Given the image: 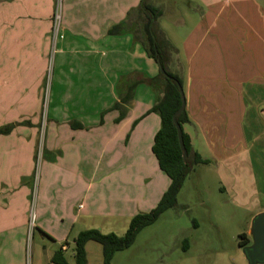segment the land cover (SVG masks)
Instances as JSON below:
<instances>
[{"label": "crops", "instance_id": "0c3cea01", "mask_svg": "<svg viewBox=\"0 0 264 264\" xmlns=\"http://www.w3.org/2000/svg\"><path fill=\"white\" fill-rule=\"evenodd\" d=\"M10 1L0 0V11L4 4L12 6L17 2ZM32 1L33 15L28 27L22 30L16 23L11 30L16 33L15 45L22 50L25 44L28 55L35 60L37 56L42 58L40 51H48L49 20L55 0ZM97 1L63 0L60 37L53 45L54 65L41 143L43 167L37 191L34 194L31 191L32 215L35 221L40 220L39 226L45 216L70 227L82 219L109 217L129 221L157 206L170 183L151 152L160 118L157 114L147 115L161 97L160 91L148 82L158 77L159 67L131 31L109 34L112 27L124 22L127 14L136 8L122 12L120 0H116V8L104 10L106 0H100L103 8L97 14L101 16V24L100 17L89 13L91 21L85 26L87 6ZM200 2L196 10L199 21L181 42L184 63L183 52L160 30L173 49L169 71L188 84L185 111L189 123L182 130L193 150L202 157L196 144L203 142L208 147L205 133L215 124L212 118H218L217 113L235 110L230 106L233 101L222 97H233L238 102L237 111L244 113V102L253 91L264 92V0ZM102 11L105 13L101 14ZM4 31L0 30V36ZM24 35L30 38L25 40ZM40 37L43 43L38 47L35 39ZM23 68L21 61L15 69L21 85L16 87L15 82V89L11 86L8 89L12 93L9 95L16 97V103L3 93V105L11 104L5 110L1 105L0 110L8 115L9 123L19 121V126H23L20 128L26 130L35 126L32 115L38 112L41 103L38 97L35 102L31 94V90L36 93L38 79L29 86L23 84L24 77L27 78ZM134 82L139 84L130 102L120 104L124 118L116 122L120 111L112 108ZM210 118L212 123L207 126L205 121ZM236 120H240V115ZM27 136L20 137L22 142L38 144L34 133ZM243 149L248 153L247 147ZM19 190L25 189L19 186ZM0 192H3L0 194V264H21L22 260L9 253V249L14 238L21 241L16 242L17 246L24 243L30 216L29 195L21 194L17 203L13 194L7 195L3 189ZM1 196H5L3 202ZM18 227L21 230L14 233ZM60 241L61 245L68 242L63 236ZM20 253L23 257V249Z\"/></svg>", "mask_w": 264, "mask_h": 264}, {"label": "rangeland", "instance_id": "374dc122", "mask_svg": "<svg viewBox=\"0 0 264 264\" xmlns=\"http://www.w3.org/2000/svg\"><path fill=\"white\" fill-rule=\"evenodd\" d=\"M152 2L164 14L157 22L159 28L165 32L180 53L183 52L181 42L199 21L196 10L201 2L199 3V0H152ZM32 3V0H17L12 6L4 4L3 10L0 11V30L5 29L1 32L3 36H0L2 41L0 107L2 105L5 110L8 104L7 102L3 105V93L10 101L14 100L16 103V97L9 95L12 93L8 89L10 86L15 89V82L16 87L21 85L20 79L16 77L18 72L15 71L21 61L25 65L23 70L27 75L23 84L29 86L33 80L38 79L35 84L36 93L31 90V94H34L35 102L38 97L41 103V108L39 107L38 112H33L32 115L35 126L26 130L20 128L23 126H19V121L9 123L8 115L5 116V111L0 110V129L12 127L8 134L0 135V189L7 195L13 194L17 203L21 194H28L27 207L30 209L24 243L17 246L16 242L21 241L14 238L9 253L11 252L14 257L16 254V258L22 260L21 264H52L51 259L60 249V238L63 236V240L67 239L70 246V249L67 246L63 256L69 264H74L73 240L80 232L95 229L104 235L115 234L122 237L128 229L130 220L109 217L82 219L70 227L67 224H59L48 216L42 219L39 226L40 220L35 221L33 218L34 202L33 198L31 199V191L33 194L36 193L43 167L40 158L41 143L47 121V103L54 65L53 45L60 37V21L55 32L54 16L56 12L61 17L63 0H55L54 3L49 20L51 25L48 51H40L38 54L43 52L42 58L38 59L37 56L35 60L28 55L29 51L26 50L25 44L22 50L15 45L16 33L11 30V26L16 23L21 25L22 30L23 27L24 29L28 27L26 25L31 22L33 15ZM118 3L123 12L127 8L137 9L141 0H120ZM115 4L116 0L113 2L106 0V4H103L104 10L116 8ZM45 5L44 8H47L46 2ZM39 6L43 9L40 2ZM101 7L100 0L93 6H87L88 17L83 20L85 26L91 21L89 13L100 17L101 24V16L97 14ZM103 13L105 12L102 11L101 14ZM28 38H30L28 35H24L25 40ZM42 40L41 37L35 39L38 41V47L42 45ZM181 58L184 63V52ZM26 65L29 66L28 69ZM187 85V81H183L182 91L186 100ZM222 98L228 102L233 101L230 106L235 110L217 113L218 118H212L215 124L211 126L213 128H207L205 133L209 140L208 147L204 146L203 142L196 144L202 158L209 163L193 168L178 194L177 206L167 210L152 225L144 228L130 248L114 255L111 264H248L239 247V236L241 234L249 236L253 218L264 212V92L253 91L250 99L244 102L246 111L242 112V119V113L237 111L238 102L235 103L233 97ZM239 115L240 120H236ZM205 123L209 126L212 123L211 118ZM33 133L38 144L22 142L20 137H26L28 134L31 137ZM245 147L248 153L243 151ZM19 186L24 187V192H20ZM4 197L1 196V202L5 200ZM21 205H24L23 200ZM3 213L6 216V212ZM20 230L18 227L13 232ZM22 249L23 257L20 253ZM85 250L87 264H102L100 245L89 242Z\"/></svg>", "mask_w": 264, "mask_h": 264}, {"label": "trees", "instance_id": "16d2710c", "mask_svg": "<svg viewBox=\"0 0 264 264\" xmlns=\"http://www.w3.org/2000/svg\"><path fill=\"white\" fill-rule=\"evenodd\" d=\"M163 15V12L153 5L152 0H141L138 8L129 12L127 19L120 25L112 27L109 34L119 35L123 31H131L135 39L141 43L147 56L159 67L158 77L148 82L160 91L161 97L157 99L147 115L157 114L160 118V128L154 136L151 152L157 161L159 170L169 179V186L154 209L147 213H139L130 220L128 229L122 237L115 234L104 235L95 229L80 232L73 240L74 264H87L85 247L89 242L100 245L102 264H111L114 255L130 248L144 228L152 225L164 212L177 206L178 194L193 168L209 163L193 150L189 137L182 130V126L189 123L185 109L176 118L181 127L182 140L187 154L185 160L182 158L176 128L172 120L174 113L181 106L178 86L182 88V82L168 69L169 57L173 49L157 24ZM160 70H163L164 74ZM138 84V82L129 84L126 92L120 97L119 104L113 106L112 110L120 111L116 122L121 121L125 115L120 104L130 102L134 88ZM11 128L7 126V128L0 129V135L8 134ZM247 243V235L241 234L239 247ZM68 245L67 242L62 244L66 247ZM62 246L54 253L51 259L52 264H69L63 256Z\"/></svg>", "mask_w": 264, "mask_h": 264}, {"label": "water", "instance_id": "95a60500", "mask_svg": "<svg viewBox=\"0 0 264 264\" xmlns=\"http://www.w3.org/2000/svg\"><path fill=\"white\" fill-rule=\"evenodd\" d=\"M160 72L164 74L163 70H160ZM178 89L181 95V106L174 113L172 120L176 128L182 158L185 160L187 154L182 140L181 127L176 121L177 116L185 109V98L182 88L178 86ZM249 236L251 237L252 242L250 246L242 249L243 256L245 257L248 264H264V212L259 213L253 218L250 226Z\"/></svg>", "mask_w": 264, "mask_h": 264}, {"label": "built area", "instance_id": "2783aa9c", "mask_svg": "<svg viewBox=\"0 0 264 264\" xmlns=\"http://www.w3.org/2000/svg\"><path fill=\"white\" fill-rule=\"evenodd\" d=\"M59 15H57L56 14V12H55V16H54V31L56 32L57 31V27H58V24H59ZM80 208H81V206H80ZM66 249H67V247L66 246H62V250L65 252L66 251Z\"/></svg>", "mask_w": 264, "mask_h": 264}, {"label": "flooded vegetation", "instance_id": "af4514ba", "mask_svg": "<svg viewBox=\"0 0 264 264\" xmlns=\"http://www.w3.org/2000/svg\"><path fill=\"white\" fill-rule=\"evenodd\" d=\"M247 239H248V243H247L246 245L240 247L241 249H243V248L248 247V246L251 245V242H252V241H251V237H250V236H247Z\"/></svg>", "mask_w": 264, "mask_h": 264}]
</instances>
